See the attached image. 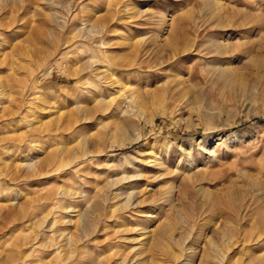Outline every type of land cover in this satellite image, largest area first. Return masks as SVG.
Here are the masks:
<instances>
[{
    "label": "rangeland",
    "instance_id": "1",
    "mask_svg": "<svg viewBox=\"0 0 264 264\" xmlns=\"http://www.w3.org/2000/svg\"><path fill=\"white\" fill-rule=\"evenodd\" d=\"M12 259L264 264V0H0Z\"/></svg>",
    "mask_w": 264,
    "mask_h": 264
},
{
    "label": "bare ground",
    "instance_id": "2",
    "mask_svg": "<svg viewBox=\"0 0 264 264\" xmlns=\"http://www.w3.org/2000/svg\"><path fill=\"white\" fill-rule=\"evenodd\" d=\"M75 1H79V0H75ZM128 11H129V9H128ZM130 17V16H129ZM175 36V35H174ZM52 155H54V154H49L47 157H46V159L44 160V163H48V162H51L52 161V159H53V157H55V156H57V155H55V156H52ZM58 158V157H57ZM60 161V160H59ZM53 164H54V162H53ZM48 166V165H47ZM49 167V166H48ZM50 168V167H49ZM54 168V167H53ZM58 169V168H57ZM56 169V170H57ZM128 200V199H127ZM128 206V205H127ZM6 219L8 218L7 216L5 217ZM224 253H225V251H224ZM174 257H176V255H174ZM177 258V257H176ZM175 258V259H176ZM125 260V259H124ZM14 262V260L12 259V260H10V263L12 264ZM122 262H124V261H122ZM230 263H231V261H229Z\"/></svg>",
    "mask_w": 264,
    "mask_h": 264
}]
</instances>
